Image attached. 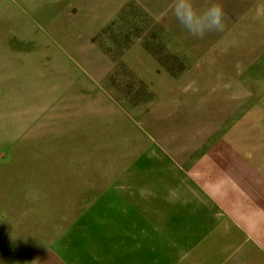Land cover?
I'll use <instances>...</instances> for the list:
<instances>
[{
	"label": "rangeland",
	"instance_id": "rangeland-1",
	"mask_svg": "<svg viewBox=\"0 0 264 264\" xmlns=\"http://www.w3.org/2000/svg\"><path fill=\"white\" fill-rule=\"evenodd\" d=\"M181 2L0 0V264L97 261L101 197L131 170L173 179L179 208L195 187L202 228L205 209L222 213L219 231L170 239L168 264H264V40L234 25L232 54H216V40L202 55L201 35L175 15ZM192 144L199 175L161 160L198 155ZM232 182L250 206L229 233Z\"/></svg>",
	"mask_w": 264,
	"mask_h": 264
},
{
	"label": "crops",
	"instance_id": "crops-1",
	"mask_svg": "<svg viewBox=\"0 0 264 264\" xmlns=\"http://www.w3.org/2000/svg\"><path fill=\"white\" fill-rule=\"evenodd\" d=\"M216 5L222 12V23L227 25L223 32L212 35V33L201 35L203 46L202 55L209 54V43L207 41L220 40L221 49L217 51L218 55L232 54L233 52L226 51L224 40L234 39L232 26L238 25L236 33H240L238 38L245 40H264V0H194V10L197 15L206 11L209 7ZM243 26V29H242ZM247 26V27H245ZM211 34V35H210ZM194 38H199L195 36ZM181 39V38H180ZM259 55L264 54V51H259ZM193 145V144H192ZM214 147L217 145L214 144ZM194 153L183 157H178L174 150H168L161 153V160L164 163L180 165L183 168L191 169L194 177L199 175L200 164L202 162L201 146L193 145ZM210 148L208 144L207 148ZM212 148V147H211ZM191 151V152H193ZM209 151V150H208ZM189 159V160H186ZM118 166L120 161L116 160ZM136 165V164H135ZM135 169L134 165H130ZM170 173L180 175L179 170L172 169ZM159 177V178H158ZM160 175H153L142 181L134 170L129 174L120 177L125 186L120 191H110L107 195L101 197V235L97 237L101 241V249H97V255H101L97 261H67L68 264H168L171 255L170 239L194 241L196 233L215 230L219 231L220 224L219 209L217 204L210 206L204 211V214L209 216L210 223H205L199 220L203 216L201 208L202 195L194 191L191 196H187L184 208H179V204L175 203L180 198L183 199V194L175 187V182L162 181ZM170 177V176H169ZM173 176L171 178H176ZM186 183L192 184L191 177L185 178ZM165 182V186L161 183ZM172 183V184H171ZM182 195V197H180ZM191 197V198H190ZM171 201V202H170ZM249 190L248 188H235L234 183L227 189V203L225 210L226 231L232 233L236 222H239V213L244 209H249ZM178 217V219H177ZM178 224V225H176ZM176 225V226H175ZM175 226V227H174ZM229 227V228H228ZM91 228V231H97ZM234 239H229L226 242L227 259L234 257L233 247ZM193 244H185L186 247H192ZM169 248V249H168ZM255 253H261L260 246H255ZM138 260V263H137ZM157 264V263H156ZM227 264H234L231 260Z\"/></svg>",
	"mask_w": 264,
	"mask_h": 264
},
{
	"label": "clouds",
	"instance_id": "clouds-1",
	"mask_svg": "<svg viewBox=\"0 0 264 264\" xmlns=\"http://www.w3.org/2000/svg\"><path fill=\"white\" fill-rule=\"evenodd\" d=\"M175 15L193 35H203L205 31L223 28L222 12L216 5L197 15L192 5L185 0L175 8Z\"/></svg>",
	"mask_w": 264,
	"mask_h": 264
}]
</instances>
